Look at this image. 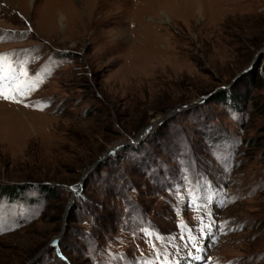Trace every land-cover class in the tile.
I'll list each match as a JSON object with an SVG mask.
<instances>
[{"label":"rangeland","instance_id":"374dc122","mask_svg":"<svg viewBox=\"0 0 264 264\" xmlns=\"http://www.w3.org/2000/svg\"><path fill=\"white\" fill-rule=\"evenodd\" d=\"M65 1L0 0V264H264V0Z\"/></svg>","mask_w":264,"mask_h":264},{"label":"trees","instance_id":"16d2710c","mask_svg":"<svg viewBox=\"0 0 264 264\" xmlns=\"http://www.w3.org/2000/svg\"><path fill=\"white\" fill-rule=\"evenodd\" d=\"M220 95L222 96V97H220L221 100H223L225 98H226V100H227V98L234 99L233 93L228 92V91H224V93L223 94L221 93ZM26 187H27L26 185L6 186V187L2 186V187H0V192L8 193L10 195H15L18 197V195H20V193H23L21 191H25ZM43 189L49 194H53V192H54L53 189L50 187H43Z\"/></svg>","mask_w":264,"mask_h":264},{"label":"bare ground","instance_id":"6f19581e","mask_svg":"<svg viewBox=\"0 0 264 264\" xmlns=\"http://www.w3.org/2000/svg\"><path fill=\"white\" fill-rule=\"evenodd\" d=\"M30 5H34V3H35V1H38V0H26ZM60 1H65V0H60ZM67 1H65L63 4H62V2H61V4L62 5H65V3H66ZM85 3H88L89 5L91 4V2H90V0H85L84 1ZM51 3H53V1H48V3L46 4V5H44L43 7L45 8V11H44V14H42V15H53L55 12L56 13H58L57 11H56V9H52V7H51V5H49V4H51ZM88 5V6H89ZM58 8V7H57ZM87 8V7H86ZM94 8V7H93ZM59 10V9H58ZM93 10L94 9H91L90 8V14H92L93 13ZM43 13V12H42ZM55 15V14H54ZM58 15L60 16V27H61V29L62 30H65V26H64V22L66 21V19L61 15V13L59 12L58 13ZM51 18H52V16H50ZM63 20H65L64 22H63ZM149 129H150V127H149ZM148 131V129H146V131H145V133Z\"/></svg>","mask_w":264,"mask_h":264},{"label":"snow or ice","instance_id":"6c2138e0","mask_svg":"<svg viewBox=\"0 0 264 264\" xmlns=\"http://www.w3.org/2000/svg\"><path fill=\"white\" fill-rule=\"evenodd\" d=\"M29 91H31V89H29ZM0 99L8 100L10 102H17V103L22 102V96L20 93L11 89H4L3 87H0ZM206 202H207V197H205V203ZM189 256H191V253H189Z\"/></svg>","mask_w":264,"mask_h":264},{"label":"water","instance_id":"95a60500","mask_svg":"<svg viewBox=\"0 0 264 264\" xmlns=\"http://www.w3.org/2000/svg\"><path fill=\"white\" fill-rule=\"evenodd\" d=\"M184 108H186V106H185ZM180 111H181V109H177V110H175V111L172 112V113H173V114H176V113H178V112H180ZM171 115H172V114H170V116H171ZM146 129H148V131H147L146 133H143L144 135L142 134V138H144L145 134H147V133L150 131L149 127L146 128ZM145 131H146V130H145ZM103 158H104V157H103ZM103 158H101L100 160L96 161L92 166H90V167L84 172V174H83V176H82V178H81V180H80V186H82V184H83L84 180L86 179V177L91 173V171H93V170L98 166V164L102 161ZM75 195H76V193L73 192L72 199L75 197ZM69 208H70V204H68V206H67V211H68Z\"/></svg>","mask_w":264,"mask_h":264}]
</instances>
